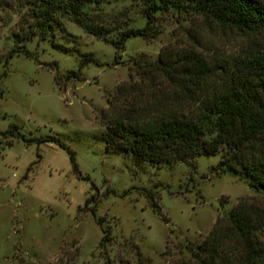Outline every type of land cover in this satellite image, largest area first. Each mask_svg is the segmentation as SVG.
<instances>
[{"label": "rangeland", "instance_id": "obj_1", "mask_svg": "<svg viewBox=\"0 0 264 264\" xmlns=\"http://www.w3.org/2000/svg\"><path fill=\"white\" fill-rule=\"evenodd\" d=\"M178 2L153 13L149 36L129 37L115 48L110 41L122 31L145 25V1L85 4L82 17L101 25L105 39L84 33L59 11L49 38L15 42L12 34L29 30L26 5L0 0V132L14 125L24 139L54 136L74 152L78 170L54 142L25 143L0 133V264H166L187 259L185 243L199 242L238 201L264 214L263 194L217 168L220 153L197 156L194 167L156 168L105 151L99 138L100 113L109 112L119 84L140 85L134 104L166 90L153 66L159 52L177 68L188 50L219 63L264 44L261 36L197 14L189 0ZM15 45H25L31 56H9ZM82 58L89 61L79 68ZM70 71L76 75L64 81ZM91 196L94 203L84 204ZM98 217L109 237L103 245ZM258 237L264 247V229Z\"/></svg>", "mask_w": 264, "mask_h": 264}, {"label": "trees", "instance_id": "obj_2", "mask_svg": "<svg viewBox=\"0 0 264 264\" xmlns=\"http://www.w3.org/2000/svg\"><path fill=\"white\" fill-rule=\"evenodd\" d=\"M104 0H22L26 5L28 32L14 33L16 41L49 38L54 16L61 11L84 33L105 39L101 25L86 21L82 8L87 3ZM147 3L146 23L142 28L127 29L110 43L117 48L129 37H147L152 31L153 13L170 4L179 6V0H143ZM191 8L222 28H233L244 34L261 36L264 41V3L258 0H189ZM26 21V22H27ZM19 43V42H18ZM17 43V44H18ZM13 53L31 56L25 45L13 46ZM82 58L79 68L88 63ZM152 65V64H147ZM167 88L151 100L134 104L141 92L139 84H119L108 100L109 112L100 113L103 130L99 138L105 151L128 155L138 165L153 167L186 163L194 167L200 155L220 153L217 168L230 171L246 185L264 195V44L231 61L208 62L206 57L188 50L177 68L169 64L163 52L157 56V65ZM76 75L70 71L67 81ZM56 84L59 77L54 75ZM132 97L127 104L126 97ZM121 106L118 107V102ZM127 105V106H126ZM21 138L25 143L50 141L64 149L74 172H78L74 152L54 136L24 139L14 125L0 132ZM29 169V168H28ZM27 169V170H28ZM92 187L93 184H92ZM149 205L162 219L160 207L152 196ZM93 202L92 196L84 204ZM95 206L90 208L94 216ZM102 236L99 245L109 237L102 227V218L96 219ZM264 229V214L255 205L238 201L226 214L215 218L210 230L197 243L183 246L188 258L169 260L166 264H264V247L259 233ZM165 246L164 253H166Z\"/></svg>", "mask_w": 264, "mask_h": 264}]
</instances>
